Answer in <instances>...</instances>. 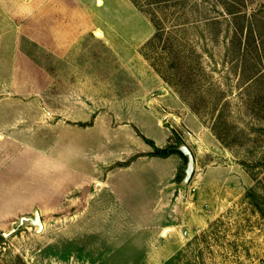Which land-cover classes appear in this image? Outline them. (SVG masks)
<instances>
[{"label": "rangeland", "instance_id": "1", "mask_svg": "<svg viewBox=\"0 0 264 264\" xmlns=\"http://www.w3.org/2000/svg\"><path fill=\"white\" fill-rule=\"evenodd\" d=\"M76 2L54 0L36 26L52 39L22 42L19 86L0 89V264H264V0ZM187 111L214 144L159 214L95 215L92 196L79 211L124 124L177 145ZM154 161L129 176L153 186L169 164Z\"/></svg>", "mask_w": 264, "mask_h": 264}, {"label": "crops", "instance_id": "2", "mask_svg": "<svg viewBox=\"0 0 264 264\" xmlns=\"http://www.w3.org/2000/svg\"><path fill=\"white\" fill-rule=\"evenodd\" d=\"M79 1L85 3L83 2L84 0H77L76 3L78 4ZM94 1L95 0H86L85 4H94L96 3ZM110 1L114 2L116 0H106V3H109ZM54 7V0H0V89L19 86V84L13 82L11 78L13 72H21L22 61L20 56L21 49L24 47L21 45L22 42L28 41V38L29 40L36 41L52 39V36L48 33H45V36L43 37L42 31L37 30L36 26L38 24L42 25V23L47 24L46 26H48V24L51 23H48V18L51 19L53 17ZM27 23L31 24L29 31L25 28V24ZM45 32H48V30ZM49 33H51V31H49ZM28 55L29 52L26 53V57ZM165 102L168 103V106L175 107L180 110H183L184 108L182 103L177 101L175 98L165 100ZM2 103H4V101L2 97H0V105ZM1 114L2 113L0 112V115ZM153 115L157 123L163 126L160 124V119L157 114L153 112ZM181 119L182 124L186 127L188 138L179 137L184 139L193 152L194 157L196 156V149L200 146L202 147L203 143L214 144L210 134L205 130V126L193 112H184V116H182ZM122 127L123 129H119L118 131L123 132V136H117L116 138H112V136L110 137V141L105 142L104 144V147H110V149L114 152V161L110 163V165H107L108 167L105 170L103 178L93 180V188H91L85 197L82 196L83 204L79 207V211L87 208L89 199L92 196L95 215L155 216L160 213V210H163V205L165 204L164 199L167 196L164 191L166 190V186L168 185L180 188V184H176L174 182H176V178L178 176V166L180 165L183 156L180 153H172L168 157L160 156L163 157V159L165 158L166 160H169L168 171L167 173L163 172L155 177V180L156 178L157 180L153 186L149 185L148 182H146V185L145 183L143 185L142 181H139V179H137L139 182H136L135 178H131L129 176V173L134 169V167L137 166V164H140V166H144L149 163L155 165L156 163L154 160H157L159 156L149 154V152L153 151L155 147L144 144L141 139L135 135V131L132 126L124 124ZM169 129L170 132L167 135H163L161 138L163 144H161L162 147H164V145L169 142V139L172 138V130L170 127ZM92 130H94L95 133L97 132L96 124L92 127ZM76 132H86V129H77ZM111 133H114V131L111 130ZM125 135L128 136L126 137ZM66 142H71L72 145L71 143L69 145ZM63 143L64 146L67 147L80 146L79 141L75 140L67 139L63 140ZM134 143H137V146L139 147H134ZM96 144L97 143H95V145ZM100 144L101 143H99L98 147H102V144ZM139 144H142L143 146ZM155 145L161 147V145ZM0 147H4V144L0 143ZM133 155L137 156L128 164L117 165L118 162L123 163L128 161V159H130ZM99 170H101V168L95 167V174ZM95 178H97L96 175ZM141 193V200L144 202H141V200L135 196V194ZM1 197L3 196L0 191V198ZM149 198H151L152 201L147 203ZM145 204L147 205V212L143 209ZM169 234H171V231H168L167 234H162V236L166 238Z\"/></svg>", "mask_w": 264, "mask_h": 264}, {"label": "water", "instance_id": "3", "mask_svg": "<svg viewBox=\"0 0 264 264\" xmlns=\"http://www.w3.org/2000/svg\"><path fill=\"white\" fill-rule=\"evenodd\" d=\"M177 145L176 148L184 155L185 159H186V164H185V168H184V173H183V183L180 184V188H187V184H189L193 174H194V170H195V166H196V160L194 157L193 152L191 151V149L189 148V146L187 145V143L183 140H181L180 137L177 138ZM85 187H87L86 185H84L83 190L84 192L86 191ZM35 217L37 219V223L40 225V229L43 228V223L41 221L40 215H39V210L35 211Z\"/></svg>", "mask_w": 264, "mask_h": 264}, {"label": "trees", "instance_id": "4", "mask_svg": "<svg viewBox=\"0 0 264 264\" xmlns=\"http://www.w3.org/2000/svg\"><path fill=\"white\" fill-rule=\"evenodd\" d=\"M140 135H142V137L145 139L146 142H148L149 144H151L152 146H154V150L152 152H150L151 155H156V156H169L172 153H180L183 157L184 155L176 148V144H171V145H167L165 147H158L155 145V143L153 142L152 139L145 137L143 134L139 133ZM179 137V136H178ZM177 141V140H176ZM185 158V157H184ZM130 161H125V162H118L117 165H125L128 164ZM2 238V236L0 235V239Z\"/></svg>", "mask_w": 264, "mask_h": 264}, {"label": "bare ground", "instance_id": "5", "mask_svg": "<svg viewBox=\"0 0 264 264\" xmlns=\"http://www.w3.org/2000/svg\"><path fill=\"white\" fill-rule=\"evenodd\" d=\"M35 221H37V219L35 218Z\"/></svg>", "mask_w": 264, "mask_h": 264}]
</instances>
